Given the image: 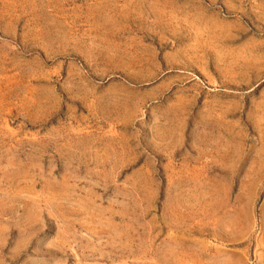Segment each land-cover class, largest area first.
Wrapping results in <instances>:
<instances>
[{"label":"rangeland","instance_id":"1","mask_svg":"<svg viewBox=\"0 0 264 264\" xmlns=\"http://www.w3.org/2000/svg\"><path fill=\"white\" fill-rule=\"evenodd\" d=\"M0 264H264V0H0Z\"/></svg>","mask_w":264,"mask_h":264}]
</instances>
